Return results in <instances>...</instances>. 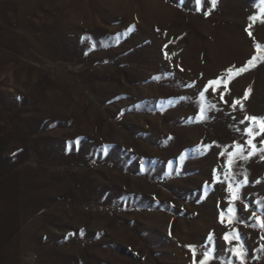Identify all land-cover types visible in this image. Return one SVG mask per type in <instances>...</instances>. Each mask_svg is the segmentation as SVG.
<instances>
[{
    "label": "rangeland",
    "instance_id": "1",
    "mask_svg": "<svg viewBox=\"0 0 264 264\" xmlns=\"http://www.w3.org/2000/svg\"><path fill=\"white\" fill-rule=\"evenodd\" d=\"M262 9L0 0V264H264Z\"/></svg>",
    "mask_w": 264,
    "mask_h": 264
},
{
    "label": "snow or ice",
    "instance_id": "2",
    "mask_svg": "<svg viewBox=\"0 0 264 264\" xmlns=\"http://www.w3.org/2000/svg\"><path fill=\"white\" fill-rule=\"evenodd\" d=\"M262 2H264V0H262ZM205 3H208V4H210L212 7H214L215 4H216V0H196V4H197L198 9H199L200 7H202L203 4H205ZM262 12H264V9H262ZM205 14H207V13H205ZM250 19H255V17H252V18H250ZM130 27H133V28H134L135 26L133 25V26H130ZM258 47H259V46H258ZM257 59H258V58H257L256 56H253V57H252L247 63H248L249 65L254 66L253 61H255V60H257ZM232 70H233L232 68H229V69H227L226 71H227V72H231ZM245 70H247V68L239 69L238 72L245 71ZM217 80H219V78H217ZM217 80L209 81V82H208V85L205 86V91L207 90V88H208L209 86L216 84V83H217ZM213 91H215V88H213ZM204 94H205L204 91H201V92L199 93V95H200L201 97H203ZM221 99H223V95H221ZM225 103H227V101H225ZM236 104H240V101H239V100H236L235 102H233V108H235ZM209 107H214V105L209 104ZM240 107H241V110L243 111V105H242V104H240ZM244 120L251 121L253 124H259V125H261V126H262V127H261V131H264V117H257V116H248V115H245L244 118H243V120L241 121V123H243ZM245 132H247L249 135L252 134V132H251V128H246V129H245ZM248 144L251 145V144H252V140H249V141H248ZM253 147H254V145H253ZM261 151H264V149H261ZM250 155H251V153H250ZM244 183H247V179H245V181L240 182L241 185L244 184ZM230 203H231V202H230ZM246 207H247V206H246ZM227 211H228L229 213H231L232 211H234V209L230 206L229 209H228ZM223 215H224V213H221V216H222V217H223ZM253 215H255V213H254ZM257 219L259 220L260 218L257 217ZM222 222H223V221H222ZM261 226L264 227V221L261 222ZM232 235L235 236L236 238H238V234H236V233H232ZM228 236H229V234L226 233L224 239H225V240H228ZM211 239H212V237H211V234H210V236H209V240H211ZM189 247H192V246H189ZM241 248H242V245H241ZM213 251H214V250H213ZM233 253H234L235 255H237V256H239V257L242 258V253H240V252H236L235 249H233ZM193 254H194V256H195V250H194V249H193ZM211 258H212V257L210 256L209 252H208V251H205V253H204V259L201 260L200 264H206V261L209 260V259H211Z\"/></svg>",
    "mask_w": 264,
    "mask_h": 264
}]
</instances>
